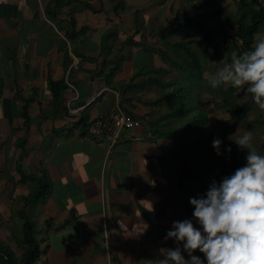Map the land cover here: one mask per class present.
I'll list each match as a JSON object with an SVG mask.
<instances>
[{"label": "crops", "instance_id": "crops-1", "mask_svg": "<svg viewBox=\"0 0 264 264\" xmlns=\"http://www.w3.org/2000/svg\"><path fill=\"white\" fill-rule=\"evenodd\" d=\"M240 1L0 0V242L18 263L25 221L39 246L36 264L154 258L158 248L175 247L164 241L173 221L195 224L189 199L246 164L247 150L219 157L190 143L193 135L169 131L179 118L171 84L182 75L171 61L188 62L186 47L175 46L187 45L214 75L240 50ZM249 2L264 9V0ZM236 90L221 104L210 97V114L202 101L211 142L227 148L239 123L264 154V112L249 97L246 117H236L244 93ZM117 105L138 125L108 152L87 126Z\"/></svg>", "mask_w": 264, "mask_h": 264}, {"label": "clouds", "instance_id": "clouds-1", "mask_svg": "<svg viewBox=\"0 0 264 264\" xmlns=\"http://www.w3.org/2000/svg\"><path fill=\"white\" fill-rule=\"evenodd\" d=\"M230 57L212 76L211 87L242 89L264 112V32L253 35L249 50L231 51ZM238 134L239 128L228 139L247 150L246 164L219 182L213 178L204 194L191 197L195 224L193 219L173 221L164 241L175 247H160L154 258L138 264H264V154L253 150L251 132ZM222 146L220 138L213 139L217 156L231 154L230 146Z\"/></svg>", "mask_w": 264, "mask_h": 264}, {"label": "trees", "instance_id": "trees-1", "mask_svg": "<svg viewBox=\"0 0 264 264\" xmlns=\"http://www.w3.org/2000/svg\"><path fill=\"white\" fill-rule=\"evenodd\" d=\"M251 8V3L249 0H241L239 2V9L241 13V18L238 22L234 23V26L237 28L236 37L240 40L239 52L242 53L243 51L249 50L252 43H253V35L258 32L259 26L264 22V9L261 8L257 11H254ZM189 21V20H188ZM195 21H189L190 24H194ZM201 21L198 22L200 24ZM195 25V24H194ZM201 27V25L199 26ZM198 27V28H199ZM200 29V28H199ZM186 47L187 50V57L188 62L187 66L183 67V70H187L193 72V75L196 74L197 70L199 73H202L203 67L201 65L199 57L191 50L189 47L187 49V45H177L175 48H184ZM234 47V46H233ZM184 50V49H183ZM169 59V58H168ZM172 66L177 65V62L171 63ZM201 70V71H200ZM196 75H194L195 77ZM59 85L55 84L54 86H58L60 88L63 87L60 83ZM237 92L236 89L232 88L231 86L225 90V95L229 93L230 95H226L225 101H230L235 93ZM185 101L184 89L181 88L178 90L177 95L173 98V106L175 104L176 116H183L186 115L187 110L183 108L182 104ZM250 108V103L246 102L236 108L233 114L236 115L239 119H244L246 117V113ZM188 113V112H187ZM175 116V115H174ZM197 123V121H195ZM208 126V120L205 118L203 122L199 125H195L194 123H190L189 125L183 126L182 128L178 129L181 133L185 132H194L199 127L205 128ZM177 133H180L178 132ZM211 137L208 139V143L206 148L210 147ZM239 159H237L238 161ZM246 161V160H245ZM237 168H240L239 163L237 162L234 168V172ZM40 192H43L41 189L35 191L31 196L26 198V202H33L34 199L40 196ZM34 228L30 221H25L23 226V239L21 241V246L23 247V253L21 255V262L18 263L13 255V252L9 247H6L0 242V264H36L39 257H40V250L37 241L34 238ZM4 253L3 255L1 254Z\"/></svg>", "mask_w": 264, "mask_h": 264}, {"label": "rangeland", "instance_id": "rangeland-1", "mask_svg": "<svg viewBox=\"0 0 264 264\" xmlns=\"http://www.w3.org/2000/svg\"><path fill=\"white\" fill-rule=\"evenodd\" d=\"M173 62H177V60H172L171 63ZM178 64L182 65L180 68L185 67L184 61H178ZM203 69L202 73H197V75L194 77L193 75H191V72H185L183 70H181L179 68L178 72L181 75V77H179V80H177L174 84L172 85V89L173 91H177L181 88L184 89V95H185V101L182 104L183 108H185L187 110L186 115L183 116H179V118H176V123L174 125V127L172 126V128L169 130L170 132H172V135H176L178 129L182 128L183 126L189 125L190 123H194L195 125H199L203 122V120L205 118H208V114H210L212 108L209 107V102H211V100L213 98L210 99V97H212L213 95H215L214 100L219 99L220 100V104L222 101H225V97L226 95H230L229 93H227L225 95V87H228L229 85H223L219 88H212L209 81L211 80L213 75H205V70L207 69L203 63ZM200 70V71H201ZM199 70H197L198 72ZM212 71H209V73ZM187 74V75H186ZM166 85H169V83H166ZM238 98H236V107H232L234 108L233 110H236V108H238L239 106H241L242 104H244L243 102L246 100V98L244 97V93H239L237 94ZM219 97V98H217ZM229 97V96H228ZM203 99H205V105L206 107V113L203 109ZM234 103V104H235ZM230 108V109H232ZM208 109V110H207ZM174 110H176V106L174 104ZM195 121H197V123H195ZM227 126V125H226ZM240 124L236 123L235 129L234 131L237 132L238 128H239V134L242 135V129L240 130ZM214 127L211 125L206 126L205 128L203 127H199L198 129H196L193 133L192 132H187L184 133V135H186V137L192 136V139L189 138L190 143H194L197 140L203 143V145H207V141L209 139V137H211L212 133L215 132V130H213ZM225 130V129H224ZM222 130V131H224ZM179 134H181V136H183V134L181 133V131ZM238 138V137H236ZM235 139V138H234ZM210 146H212V142L210 143ZM233 150L236 149V151L239 149L238 146L233 142L230 141V145H229ZM247 154V152L244 153L243 157H245Z\"/></svg>", "mask_w": 264, "mask_h": 264}, {"label": "built area", "instance_id": "built-area-1", "mask_svg": "<svg viewBox=\"0 0 264 264\" xmlns=\"http://www.w3.org/2000/svg\"><path fill=\"white\" fill-rule=\"evenodd\" d=\"M72 112L77 111L72 110ZM136 125L138 122L117 105L109 114L90 121L87 131L90 138L96 139L108 152H111L118 146L122 131Z\"/></svg>", "mask_w": 264, "mask_h": 264}, {"label": "water", "instance_id": "water-1", "mask_svg": "<svg viewBox=\"0 0 264 264\" xmlns=\"http://www.w3.org/2000/svg\"><path fill=\"white\" fill-rule=\"evenodd\" d=\"M1 254L3 255V253L1 252Z\"/></svg>", "mask_w": 264, "mask_h": 264}]
</instances>
